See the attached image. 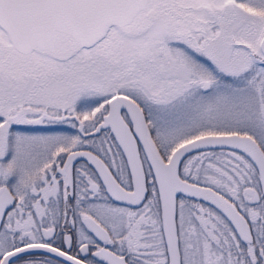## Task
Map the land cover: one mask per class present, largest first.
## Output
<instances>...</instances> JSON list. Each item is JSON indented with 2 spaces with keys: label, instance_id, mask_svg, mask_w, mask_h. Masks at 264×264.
Returning <instances> with one entry per match:
<instances>
[{
  "label": "snow or ice",
  "instance_id": "6c2138e0",
  "mask_svg": "<svg viewBox=\"0 0 264 264\" xmlns=\"http://www.w3.org/2000/svg\"><path fill=\"white\" fill-rule=\"evenodd\" d=\"M0 264H264V0H0Z\"/></svg>",
  "mask_w": 264,
  "mask_h": 264
}]
</instances>
